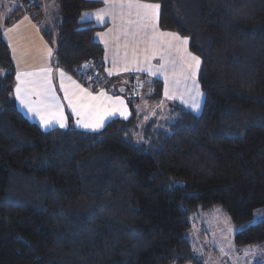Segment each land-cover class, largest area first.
Returning <instances> with one entry per match:
<instances>
[{"label":"trees","instance_id":"16d2710c","mask_svg":"<svg viewBox=\"0 0 264 264\" xmlns=\"http://www.w3.org/2000/svg\"><path fill=\"white\" fill-rule=\"evenodd\" d=\"M146 2L160 4V29L189 38L200 58L201 111L173 100L137 113L144 89L162 99V81L107 75L93 37L101 26L81 19L102 1L57 0L59 21L42 29L53 66L92 90L126 87L130 117L98 131L42 130L16 108L2 25L40 6L0 3V16L11 6L0 17V264H199L189 216L215 207L241 226L235 245L264 243V218L250 221L264 206V0Z\"/></svg>","mask_w":264,"mask_h":264},{"label":"snow or ice","instance_id":"6c2138e0","mask_svg":"<svg viewBox=\"0 0 264 264\" xmlns=\"http://www.w3.org/2000/svg\"><path fill=\"white\" fill-rule=\"evenodd\" d=\"M103 2L104 8L98 9L95 13H82L81 18L94 15L96 22L101 24L105 22L107 16H111L114 22L119 20V24L115 26L114 39L117 41L121 37L124 39L122 45L124 53L120 55L121 45L117 43V51L113 59L114 69H106L108 75H113L115 70L163 76L164 96L168 100L178 98L183 104L198 110L202 96L196 80L200 58L188 51L189 38H181L177 33L160 30V4L146 0H103ZM6 31L10 32L12 29ZM108 31L112 33L114 29ZM105 35L106 33H97L105 44L107 58L108 41L103 39ZM173 52L178 54V59ZM47 54L50 58L51 48L47 49ZM156 56H159L161 61L158 66L152 64ZM118 62H122L123 67L115 69ZM81 67L87 69L88 66L85 64ZM57 71L61 78L60 90L64 92V99L67 100L72 114L78 117L77 125L95 131L103 127L106 117L119 113L120 116L127 118V108L117 107L124 105L120 97L108 96L103 89L93 95L71 77H67L70 84L66 85V74L62 70ZM0 75L6 74L0 73ZM52 77V69L47 67L35 71L18 70L14 89L15 98L29 113L39 117L42 126L50 128L53 124H58L60 128H65L67 123L63 105L56 95Z\"/></svg>","mask_w":264,"mask_h":264},{"label":"rangeland","instance_id":"374dc122","mask_svg":"<svg viewBox=\"0 0 264 264\" xmlns=\"http://www.w3.org/2000/svg\"><path fill=\"white\" fill-rule=\"evenodd\" d=\"M55 1L57 3V0ZM101 1L102 3L98 8L90 9L86 13H95L98 9L104 8L105 4L103 0ZM1 2L2 0H0V3ZM150 3H155V2H150ZM49 5H52L48 10V15H49L48 19L50 18L49 21L51 23H54L55 20L59 21L60 14H59L58 5L57 6L55 5V7L53 4H49ZM10 10H11V6L6 4L2 10L0 17L3 18L7 14H9ZM44 10L46 9L41 8L42 14H44L45 12ZM116 11L118 12L119 10L117 9ZM91 17L95 18L94 15H92ZM41 18H43L42 15ZM105 22H108L109 28L114 29V31L112 33H109V31H107L109 29H107L104 32L106 33V35L104 36L103 39L108 41L107 58L104 55V60L105 63L107 64L106 69H114L113 59L117 51V43L121 45L119 49V53L122 56L124 53V48L122 47V45L124 44V39L122 37L119 41L114 39V37L116 36L115 26L119 24V20H116L114 22L111 16H107L105 18ZM160 30L175 33L174 31H170V30H163V29ZM141 47H143V45H141ZM187 49H188V44H187ZM188 51L190 50L188 49ZM192 54L198 56L195 53ZM173 55L176 56L178 59V54L173 52ZM160 63L161 61L159 59V56H156L152 60L153 65L158 66ZM122 67H123L122 62H118L115 65V69H119ZM198 72L199 69L197 70V74H196V80L199 83ZM113 73H115V75L121 73L120 77L122 78H124L129 73H135L137 75L148 74L146 72H137V71L124 72V71H115V70L113 71ZM156 77L162 81V84L164 86L163 76L157 75ZM148 91H149L148 88L144 89L139 99L137 101H133V108L136 110L137 113L141 111L144 112L146 115H150V113H152L153 110L155 109L157 110V108H159L158 104L152 103V101L148 99L147 96L145 95V93H148ZM200 92L202 93V96L200 97L201 106L198 110H193L191 107L183 104L181 100L178 98L174 100L180 102L183 106H185L193 113L198 114L201 111L202 103H203V92L201 88H200ZM140 102H145L143 103L144 107L141 106ZM263 218H264V206L254 210L250 221L255 222ZM189 219H190V227L187 231V237L191 244L192 253L196 258V260L199 261V264H264V243L260 245H252V246L235 245L234 233L241 226H237L234 223H232L230 218L227 216V214L224 212V210L221 207H215L207 211L199 210L197 213L191 214L189 216ZM172 264H177V263H172ZM185 264H197V263L187 262Z\"/></svg>","mask_w":264,"mask_h":264},{"label":"crops","instance_id":"0c3cea01","mask_svg":"<svg viewBox=\"0 0 264 264\" xmlns=\"http://www.w3.org/2000/svg\"><path fill=\"white\" fill-rule=\"evenodd\" d=\"M37 1L39 2L38 4L40 6V9L36 13L30 12V11L29 12L28 11L23 12V13L19 14L13 20V22H11V24H9L7 26L2 25L3 26L2 27V38L8 46L10 56H11V59H12L13 65H14V69H15L14 84H13V90H12V96L14 99L15 106L29 121L37 124L42 130H47V129H50L53 127H59L58 124H53V126L50 128H46V127L42 126L40 123L39 117L34 115V114L29 113L27 111V109L25 107H23L19 103L18 100H16L15 91H14L15 86L17 84L16 72L18 70L23 72V71H35L37 69L45 68V67L51 68L52 74H53L52 83L56 89V95L59 97L60 103L63 105L64 115L66 117V123H67L66 127H74L76 129L83 130V131H93L91 129H85V128L77 125L76 120L78 119V117L72 114L71 109L68 107L67 100L64 99V92L62 90H60V79L61 78H60L59 72L57 70H62L66 74V76H65V84L66 85L70 84V81L67 80V77H71L72 80H75L82 88L87 89L93 95L98 94L102 88L92 90L88 86L81 84L76 78H74L72 75H70L68 72H66L62 68L53 66L52 55L49 58V56L47 54L48 48L52 49V54H53V48H52L51 44L47 41V39L44 37V35L42 34V29H44L45 27H47L48 25L51 24V22L49 21L50 18L48 19V17H49L48 10L52 5H49V4H53L55 7V5L57 6V3H56V1L54 2V0H37ZM2 2H4V0H2ZM41 8L46 9V10H44L45 11L44 14H42ZM86 12L87 11H84L83 13H86ZM41 15L43 18H41ZM81 19L82 20H92L96 25L101 26L100 29H98L94 32L93 37L96 41L101 43V45L104 48V55H105V47H104L105 44L102 41L101 37L97 36V33H102V32L104 33L107 29H110L108 22L106 24H105V22L102 24L97 23L96 19L94 17H91V16L84 17ZM0 20H1V22H0V25H1L3 20L2 19H0ZM7 29H12V31L7 32L6 31ZM105 73H107V75H108V72L106 70H105ZM120 74L121 73H118L117 75H115V73H113V75H111V76H121ZM146 75H148V74H146ZM148 76L156 78V76H151V75H148ZM125 78L126 77H124L122 79V80H124V82H125ZM124 82H122V83H124ZM122 87H124L123 89L126 88L123 84H120L119 89L121 90ZM103 90L106 92V94L108 96L120 97V99L124 101V105H122V106L117 105V107H126L128 110L127 118L130 117L131 109H130L129 103L127 101L126 95L123 92L118 93V94H114V93L106 91L105 89H103ZM162 90H164V86H163ZM33 99H35V97H33ZM171 101H173V100H168L164 96V92H162V99L156 103L152 101V103L158 104L159 108H157V110L162 109L163 111H165L166 107H167L166 104L168 102H171ZM161 102H163V103L161 104ZM140 103H141V106L144 107L143 103H145V102H140ZM157 110L155 109L153 111L157 112ZM139 111H140V109H139ZM115 118L126 119V118L120 116L119 113H117L115 115L106 117L103 126L105 125V123L108 120L115 119ZM102 128H100V129H102ZM100 129H98V130H100ZM98 130H95V131H98Z\"/></svg>","mask_w":264,"mask_h":264},{"label":"built area","instance_id":"2783aa9c","mask_svg":"<svg viewBox=\"0 0 264 264\" xmlns=\"http://www.w3.org/2000/svg\"><path fill=\"white\" fill-rule=\"evenodd\" d=\"M131 95L135 96V91L131 93Z\"/></svg>","mask_w":264,"mask_h":264},{"label":"water","instance_id":"95a60500","mask_svg":"<svg viewBox=\"0 0 264 264\" xmlns=\"http://www.w3.org/2000/svg\"><path fill=\"white\" fill-rule=\"evenodd\" d=\"M122 92H125V89H123Z\"/></svg>","mask_w":264,"mask_h":264},{"label":"clouds","instance_id":"9594fccd","mask_svg":"<svg viewBox=\"0 0 264 264\" xmlns=\"http://www.w3.org/2000/svg\"><path fill=\"white\" fill-rule=\"evenodd\" d=\"M126 91V90H125Z\"/></svg>","mask_w":264,"mask_h":264}]
</instances>
